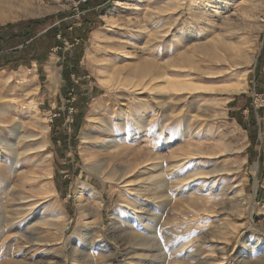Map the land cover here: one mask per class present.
<instances>
[{"label":"rangeland","instance_id":"1","mask_svg":"<svg viewBox=\"0 0 264 264\" xmlns=\"http://www.w3.org/2000/svg\"><path fill=\"white\" fill-rule=\"evenodd\" d=\"M77 1L0 0V25L52 16L38 28L44 35L62 20L81 23ZM207 3L111 0L86 40L55 46L41 69H0L27 76L23 88L0 83L12 108L0 114V264H264V0L197 6ZM167 68L191 70L174 79L193 86L149 81ZM145 116L139 130L134 119ZM188 124L195 145L220 150L179 168L166 155L157 167L146 161L124 181L125 163L92 155L123 145L167 154L184 145L178 133ZM202 168L217 172L192 176ZM83 187L93 192L81 198Z\"/></svg>","mask_w":264,"mask_h":264},{"label":"bare ground","instance_id":"2","mask_svg":"<svg viewBox=\"0 0 264 264\" xmlns=\"http://www.w3.org/2000/svg\"><path fill=\"white\" fill-rule=\"evenodd\" d=\"M180 1V0H179ZM208 3L205 4V5H197L198 7H200L201 9H207L208 5L211 4V0H207ZM117 2H119V0H117ZM195 2V1H193ZM191 5H195L196 4H191ZM113 9V7H112ZM110 9V10H112ZM200 13V12H199ZM197 14V13H196ZM201 14V13H200ZM203 16H205L204 13H202ZM243 53V52H242ZM242 56V54H241ZM244 56V55H243ZM246 57V56H245ZM189 58V57H188ZM247 58V57H246ZM161 63V62H160ZM49 78H50V82L52 84H55L56 83V74L54 73V69L49 67ZM156 69V67H155ZM171 70H174V69H171ZM169 68L167 69H163V70H160V69H157L155 71V74L150 76L149 77V81H151V83L154 85L157 84L156 86H159L161 84H165L163 86V88H166V89H170V88H173L174 90L176 91H181L185 88H191V86H193V84H191V82L189 80H182V79H174L175 76L177 77H180V76H190L192 73H191V70H188L186 68H184L183 70L181 69H176L174 70V74L173 75H170L169 72L171 71ZM3 74L0 73V83L2 81L5 82V84H7V86L9 88H12L13 86L17 85V86H20L21 88H23L25 86L24 82H26V71L25 72H22L20 73V75L17 77V79H13V75L12 74H9V75H6L4 76L3 78ZM28 79V78H27ZM32 82V81H31ZM141 82V81H140ZM32 84V83H31ZM34 84V83H33ZM28 85V84H26ZM149 85V84H148ZM147 86V85H146ZM27 87V86H26ZM122 87V86H121ZM193 88V87H192ZM27 89V88H26ZM29 89V88H28ZM241 89V88H240ZM235 91V90H234ZM195 96V95H194ZM260 98V97H259ZM6 97H3L1 96L0 97V114H8L9 113V110H11L12 108H10L9 105H7V102L5 101ZM261 100V99H260ZM13 101L16 103L15 99L13 98ZM262 101V100H261ZM97 105V104H96ZM33 110L38 108L37 106H33L32 107ZM148 110V109H147ZM93 115L97 114L99 112V108L97 106H94V109H93ZM101 112V111H100ZM99 112V113H100ZM160 113V112H159ZM151 115V114H150ZM92 116V115H91ZM134 116V115H133ZM193 117L192 120L198 118V115H193L191 116ZM161 119V118H160ZM44 120V119H43ZM136 122V124L138 125V128L139 130H147V125L149 126V123H148V118L145 116L143 118H140V119H134ZM151 120H149L150 122ZM134 122V121H133ZM143 123V126L142 125ZM194 123V122H193ZM157 125V124H156ZM162 126H159L161 127L162 130H165V129H170L171 125H167V124H164L162 123L161 124ZM197 127H194L192 128L190 124L186 125V127L181 130L179 133H178V136L182 137L183 138V141H184V145L180 146L179 148L175 149V148H172L171 150H168L165 154L161 151H158L157 153H152L150 151H145L144 149L143 150H139V151H134L131 149L130 146H127V145H123V147H119V148H115V149H108L107 147L106 148H103L102 150H94L92 151V155H94V157H101L104 155V157L108 160H106L107 162H109V167H112L113 165H116L117 163H125V167L127 168L126 169V173L122 174L120 177L118 178H121L123 179V181L125 180V176L127 175L128 172H131L133 171L135 168H137V166L141 165V163L143 162H146V161H150V160H153L156 162L153 163V167H157L159 166V162L160 160H162L164 158V156H168L170 158H175L174 160V163H172V166L173 168H179V167H182L184 166L190 159H192V156H196L197 154H204V153H208V154H215L217 150H220V149H217L218 146H215L214 148L213 147H210L209 145L208 146H205L204 143H201V144H197L195 145L192 141V139L194 138H197L199 139L200 137H198L199 135V132L196 130ZM42 129L43 131L46 133L49 129V125L48 124H42ZM104 129V128H103ZM105 130L107 131H112L113 129L109 126H106ZM157 135V134H155ZM204 135V134H203ZM104 137V136H103ZM106 137V136H105ZM84 138L85 139H89V140H94V139H98L99 136L96 134V135H91V134H85L84 135ZM107 138V137H106ZM112 139V138H111ZM196 139V140H197ZM159 140V139H158ZM104 141V140H103ZM112 141V140H111ZM182 141V139H181ZM182 141V142H183ZM110 142V141H109ZM171 146V145H169ZM105 147V146H104ZM225 147V146H223ZM149 150V149H148ZM202 156V155H201ZM24 163V162H23ZM108 165V164H107ZM199 166H202V165H199ZM28 167V166H27ZM217 168V167H216ZM114 169V168H113ZM218 169V168H217ZM256 169V168H255ZM12 170V169H11ZM13 171V170H12ZM27 172V171H26ZM29 172V171H28ZM27 172V173H28ZM215 172H217L216 169H212V170H204V168L202 169H198L196 171V173H194V175H192L193 177H197V175H200V174H205V175H214ZM52 172L49 171V173L46 175V178L44 179H50L52 177ZM13 175V173H12ZM115 175V173L113 172V176ZM15 177V176H14ZM26 177V176H25ZM38 177V176H37ZM42 177V176H40ZM114 178V177H112ZM190 178V177H189ZM189 178H182V179H175V180H172L171 183L172 184H176V183H182L186 180H188ZM199 178V177H198ZM14 180V179H13ZM113 180V179H112ZM13 182V181H12ZM167 181L165 180H159L158 182V186L161 187V186H164L165 183ZM24 183H26V181H23L21 182V184L17 185V186H20V187H23ZM206 184V183H205ZM215 184V183H214ZM87 192V195L88 193H91L93 192V189L90 188L88 189L87 187H83L80 189L79 191V197H83L84 193ZM160 189L158 190L157 188V192H159ZM161 195V194H160ZM159 195V197H160ZM101 202V200H100ZM98 212V210L96 211ZM97 214V213H96Z\"/></svg>","mask_w":264,"mask_h":264},{"label":"trees","instance_id":"3","mask_svg":"<svg viewBox=\"0 0 264 264\" xmlns=\"http://www.w3.org/2000/svg\"><path fill=\"white\" fill-rule=\"evenodd\" d=\"M110 2L111 0L82 1L79 3L81 23L73 20L69 26H66V22L62 20L58 27L51 26L44 35L38 34V28L52 16L0 25V69L15 70L23 65L31 66L33 61L38 62L41 69V65L49 60L50 53L55 46L59 45L63 48L65 40L70 41L74 46L77 44L76 39L86 40L89 34L100 26L102 22L100 13L110 5ZM75 14V12H70L73 17ZM65 73L67 79L70 80V71H63V76ZM246 106L248 103L242 102L241 108ZM252 113H254L253 109L250 110V116L253 117ZM82 121L83 117L79 118L75 115L74 126H79ZM252 121L255 123L254 118ZM57 122L62 124L63 119L58 117L55 120V123Z\"/></svg>","mask_w":264,"mask_h":264},{"label":"built area","instance_id":"4","mask_svg":"<svg viewBox=\"0 0 264 264\" xmlns=\"http://www.w3.org/2000/svg\"><path fill=\"white\" fill-rule=\"evenodd\" d=\"M82 1L86 2L87 0H78L77 4H79ZM76 40L78 41V39H76ZM63 44H64L63 48H62V46H59V48L64 49V50H66L68 48V46H72L73 45V44L71 45L70 41H68V40H65L63 42ZM260 98H262L263 101H264V98L262 97V95H260ZM262 106H264V104ZM70 110L72 111V109H70ZM60 115H61L60 112H52V111H50V121H53L55 118L59 117Z\"/></svg>","mask_w":264,"mask_h":264},{"label":"crops","instance_id":"5","mask_svg":"<svg viewBox=\"0 0 264 264\" xmlns=\"http://www.w3.org/2000/svg\"><path fill=\"white\" fill-rule=\"evenodd\" d=\"M40 104H42V101L40 102Z\"/></svg>","mask_w":264,"mask_h":264}]
</instances>
